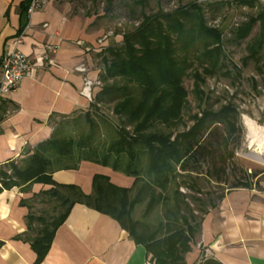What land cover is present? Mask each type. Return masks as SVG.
Returning <instances> with one entry per match:
<instances>
[{"label": "trees", "instance_id": "1", "mask_svg": "<svg viewBox=\"0 0 264 264\" xmlns=\"http://www.w3.org/2000/svg\"><path fill=\"white\" fill-rule=\"evenodd\" d=\"M146 1L139 0L137 4L143 5ZM233 2L238 6L259 7L255 16H249L233 32V39L240 41L256 23L259 24V34L246 45L248 55L243 57L242 65L246 66L248 61L259 63L264 50V0ZM29 4L30 0L25 13ZM121 34L120 44L108 43L97 54L102 86L93 99L95 103L90 105L96 110L100 103L113 105L114 114L122 117L116 137L105 146H98L95 136L99 124L90 118L88 111L85 113L91 123L88 133L72 138L58 137L55 132L20 164L10 162L0 166V190L24 188L34 182L52 183L53 167L74 169L81 160L122 171L134 178L130 188H121L111 184L105 176L94 175L91 195H84L75 186L63 187L64 192L49 191L59 200L62 209L49 219L33 213L26 216L27 233L35 232V236L24 239L36 254L35 264L45 258L55 231L77 202L114 218L135 243L146 248L154 264H186L185 255L196 234V218L193 213L187 217L181 212L177 191L172 193L174 206L169 210L172 219L160 223L155 230L141 226L133 218V212L136 206L144 203L147 215L157 204L169 200L166 191L170 185L176 187V180L183 173L196 172V164L213 157L216 152L209 144L213 124V130L222 126L227 131L224 150L227 158L234 155L228 149L230 140L242 130L237 125L239 113L231 103L218 111L200 106V116L191 117L193 123L187 130H170L182 122L189 94L184 78L189 73L192 93L200 103L205 97L202 87L208 77H241V68L230 63L224 53L222 32L207 25L203 5L194 1L171 11L159 9L149 15L141 14L139 23ZM161 126L169 132L159 130ZM212 140L217 141V138L214 136ZM57 161L59 164L54 166ZM247 182L238 179L232 188H250ZM201 220L202 217L198 228ZM35 223L39 227L33 230ZM196 264L222 263L214 258H202Z\"/></svg>", "mask_w": 264, "mask_h": 264}, {"label": "crops", "instance_id": "2", "mask_svg": "<svg viewBox=\"0 0 264 264\" xmlns=\"http://www.w3.org/2000/svg\"><path fill=\"white\" fill-rule=\"evenodd\" d=\"M28 0H0V62L16 49L15 38L24 26L17 50L35 64L19 87L0 99V166L20 164L56 130V120L90 111L92 99L81 94L84 79L99 81L97 54L108 45L99 42L103 33L88 30L67 6L53 0L28 18ZM83 68L85 71H80ZM1 78V69H0ZM102 175L117 187L130 188L134 178L120 171L81 160L74 169L51 170L52 183L34 182L26 187L0 190V264H35L36 254L24 238L28 213L45 201L39 198L66 186L92 193V178ZM59 204V203H58ZM35 223L33 230L37 229ZM186 264L214 258L222 264H264V191L232 188L206 209ZM39 264H154L146 248L135 243L111 216L83 203L71 207L57 228L45 258Z\"/></svg>", "mask_w": 264, "mask_h": 264}, {"label": "rangeland", "instance_id": "3", "mask_svg": "<svg viewBox=\"0 0 264 264\" xmlns=\"http://www.w3.org/2000/svg\"><path fill=\"white\" fill-rule=\"evenodd\" d=\"M47 1L49 0H45ZM53 1L57 6H67L70 16L81 19L88 30L107 36L105 40L109 44H120L121 33L134 28L139 23L141 14L149 15L159 9L171 11L179 6H188L194 1L200 2L204 7L207 25L222 32V46L228 61L242 70L239 79L208 77L202 87L205 93L203 103L192 93L193 82L190 73L185 76L184 86L189 93L188 104L182 112V122L176 128L170 129L171 131L187 130L193 123L191 117L196 114L200 116L201 109L218 111L227 103L236 107L239 113L237 125L242 131L230 140L228 149L233 151L234 155L227 158V151L224 150L227 146V141L224 140L227 139V131L222 126L213 130V124L210 127L212 135L209 144L216 153L212 158L207 157L196 164V172L183 173L176 180V187H168L166 195L169 200L157 204L147 215L144 214V203L136 206L133 218L139 221L141 226L155 230L160 223L172 219L169 210L174 206L172 193L175 191L178 193L176 196L181 212L187 217L191 213L195 216L196 233L203 212L213 203H217L220 196L231 189L236 180L248 181L250 187L264 191V50L261 51L259 63L248 61L246 66L242 65L243 57L248 55L246 45L259 34V24L256 23L252 27L245 39H233L235 28L247 21L249 16H255L259 7L238 6L233 0H147L143 5L137 4L139 0ZM259 69L262 72H259ZM99 86H102L101 82ZM92 103H95V100ZM98 107V110L90 109V118L99 124L95 143L103 147L116 137V128L122 125V117L114 114L112 104L100 103ZM53 122L56 124L55 132L58 137L77 138L79 134L88 133L91 125L85 114L63 120L54 119ZM159 130L169 132V129L163 126ZM214 136L217 141L212 140ZM58 164L57 161L53 165ZM39 198L45 199L38 208L39 214L47 219L62 209L58 204L59 200L50 194L40 195ZM36 226L39 227V224Z\"/></svg>", "mask_w": 264, "mask_h": 264}, {"label": "built area", "instance_id": "4", "mask_svg": "<svg viewBox=\"0 0 264 264\" xmlns=\"http://www.w3.org/2000/svg\"><path fill=\"white\" fill-rule=\"evenodd\" d=\"M45 4V0H30V4L27 8L26 14L29 18L31 14L39 10ZM24 31L19 33L15 38V47L11 52H8L1 58L0 69V99L5 95L15 91L22 79L29 77L33 72L35 64H33L30 59L17 50V47L21 44L23 40ZM107 36H103L99 40L100 43L106 41ZM80 71H85V69L80 68ZM100 85L99 81H92L89 78H85L83 82V87L81 89V94L88 99H92V86Z\"/></svg>", "mask_w": 264, "mask_h": 264}, {"label": "bare ground", "instance_id": "5", "mask_svg": "<svg viewBox=\"0 0 264 264\" xmlns=\"http://www.w3.org/2000/svg\"><path fill=\"white\" fill-rule=\"evenodd\" d=\"M251 125V124H250ZM249 128H251L250 126H249ZM253 128V127H252ZM252 131V130H251ZM253 134V133H252ZM255 135V134H254Z\"/></svg>", "mask_w": 264, "mask_h": 264}]
</instances>
